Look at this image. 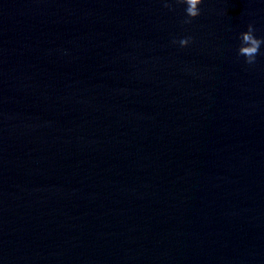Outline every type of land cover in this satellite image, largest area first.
<instances>
[{
    "label": "water",
    "instance_id": "95a60500",
    "mask_svg": "<svg viewBox=\"0 0 264 264\" xmlns=\"http://www.w3.org/2000/svg\"><path fill=\"white\" fill-rule=\"evenodd\" d=\"M186 7L0 0V264H264V0Z\"/></svg>",
    "mask_w": 264,
    "mask_h": 264
},
{
    "label": "clouds",
    "instance_id": "9594fccd",
    "mask_svg": "<svg viewBox=\"0 0 264 264\" xmlns=\"http://www.w3.org/2000/svg\"><path fill=\"white\" fill-rule=\"evenodd\" d=\"M180 2L187 6L185 12L189 19L185 23H191L192 19L197 18L201 14L198 6L202 3V0H180ZM165 7H169V5L165 4ZM254 32V25L250 23L247 26V31L240 33L239 37L241 45L238 49V55L245 57L247 64L255 63L256 57L260 53L261 44H264V37L257 38ZM175 42L173 41V43ZM189 42L190 38H184L179 41V44L181 47H185Z\"/></svg>",
    "mask_w": 264,
    "mask_h": 264
}]
</instances>
